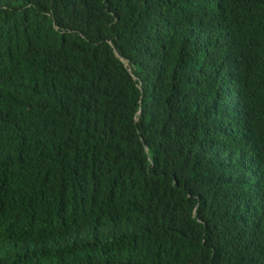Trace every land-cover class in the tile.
I'll list each match as a JSON object with an SVG mask.
<instances>
[{"label": "trees", "instance_id": "obj_1", "mask_svg": "<svg viewBox=\"0 0 264 264\" xmlns=\"http://www.w3.org/2000/svg\"><path fill=\"white\" fill-rule=\"evenodd\" d=\"M0 264H264V0H0Z\"/></svg>", "mask_w": 264, "mask_h": 264}]
</instances>
